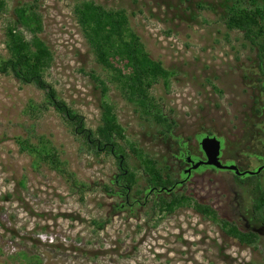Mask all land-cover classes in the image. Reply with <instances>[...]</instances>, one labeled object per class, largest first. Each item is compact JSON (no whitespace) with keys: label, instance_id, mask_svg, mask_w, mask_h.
<instances>
[{"label":"rangeland","instance_id":"1","mask_svg":"<svg viewBox=\"0 0 264 264\" xmlns=\"http://www.w3.org/2000/svg\"><path fill=\"white\" fill-rule=\"evenodd\" d=\"M82 1L123 10L149 57L173 73L167 88L159 82L150 90L157 110L175 123L171 137L163 135L150 114L123 99L110 72L96 64L73 14ZM229 4L5 0L0 57H7L5 28L13 10L36 6L43 23L39 37L52 55L45 81L92 132L101 123V102L113 106L125 135L119 144L135 176L130 196L140 199L147 176L131 146L156 161L163 177L171 180L181 170L173 157L175 140L198 158L199 141L212 135L222 144L224 165L255 171L264 163L263 79L254 49L240 32L225 27ZM91 74L107 85L105 98ZM20 141L46 145L56 154L59 172L21 152ZM119 174L117 161L90 152L46 104L43 92L0 75V264H264V230L253 219L248 180L239 184L228 172L200 168L177 191L212 207L241 231L258 233L255 245L242 246L191 208L166 216L153 213L154 198L130 215L114 214L122 199L105 191L114 190L112 182ZM253 182L264 189V171Z\"/></svg>","mask_w":264,"mask_h":264},{"label":"trees","instance_id":"2","mask_svg":"<svg viewBox=\"0 0 264 264\" xmlns=\"http://www.w3.org/2000/svg\"><path fill=\"white\" fill-rule=\"evenodd\" d=\"M227 1L230 4L225 12V27L229 31L240 32L243 39L254 49L263 79L261 89L264 91V0ZM5 12V0H0V14ZM73 14L96 64L110 72L111 83L119 87L123 99L139 106L144 114H150L153 121L163 129V135L171 137L175 123L157 110L150 97V90L159 82L167 88L173 73L149 57L139 37L130 31L125 12L106 10L92 1H82L74 7ZM42 31V16L36 6L21 5L13 10L11 21L5 28L7 57H0V75L12 76L21 85H30L43 92L46 104L66 121L75 136L83 139L90 152L114 158L120 174L112 182L114 190L106 189L105 192L111 196L124 197L127 190H132L135 186V176L128 170L125 152L119 144L125 140V135L117 121L113 106L106 100L101 102V123L95 132H92L85 128L81 116L58 100L55 90L44 79V73L51 67L52 55L39 37ZM90 78L98 84L102 98H105L108 92L107 85L92 74ZM175 143L177 146L175 157L180 161L179 167H182L187 150L185 144H181L179 140H175ZM18 144L21 152L48 162L54 171L59 172L60 164L56 154L46 145L38 147L28 141H20ZM130 152L136 154L143 166L147 176L146 191L154 189L163 191L164 194L165 190L173 187L174 180L169 176L163 177L156 161L143 156L132 146ZM228 173L236 183L249 181L253 219L264 230V189L257 182H253L256 176L242 179L232 172ZM163 194L154 197L151 207L153 213L166 216L182 208H191L204 219L219 226L227 237L242 246H253L259 239L258 233L252 230L241 231L236 225L221 219L212 207L200 204L187 195L178 192ZM122 205L126 206L125 203L120 206ZM120 206L114 208V214L121 210Z\"/></svg>","mask_w":264,"mask_h":264},{"label":"flooded vegetation","instance_id":"3","mask_svg":"<svg viewBox=\"0 0 264 264\" xmlns=\"http://www.w3.org/2000/svg\"><path fill=\"white\" fill-rule=\"evenodd\" d=\"M200 142V141H199ZM221 147H222V144H221ZM200 149V148H199ZM221 153H222V148H221ZM190 157V159L193 161V162H197V161H203L204 160V157H203V154H202V152L200 151V157H198V158H196V157H194V156H192L188 151H187V153H185V156H184V160H183V166L182 167H180V174L176 177V179H173L174 180V185H173V187L171 188V189H168V190H165L164 192V194L162 193L163 191H156V190H154V189H148L147 191L146 190H144V193H143V195H141V197L142 198H140V199H137V198H135V197H131L130 196V192H131V190H127V193L124 195V197H121V196H114V197H116L117 199H122V203H125L126 204V206L124 207L123 205L122 206H120L122 203H120L118 206H120V209L121 210H119L118 211V214L119 213H123V212H125V213H127V214H130V213H133L134 211H135V209L137 208V207H142V206H145L149 201H150V199H152V198H154V197H157V196H159V195H170V193L171 192H174V193H176L177 191L179 192V191H181V189H183V187L189 182V180L191 179V177L193 176V174L195 173V172H198V171H200V168L199 169H197V170H195V171H191V173L190 174H186V171L188 170V169H190V163H187V157ZM174 157V159L180 164V161L175 157V155L173 156ZM223 164V163H222ZM232 165H234V164H232ZM262 165H264V163L262 164ZM261 165V166H262ZM236 167H237V169H238V171L240 172V173H242V172H247V170H245L244 168H242L239 164H236L235 165ZM260 166V167H261ZM202 169H211V168H207V167H201V170ZM119 170V169H118ZM212 170H214V169H212ZM257 170V169H256ZM255 170V171H256ZM262 171H264V170H262ZM261 171V172H262ZM250 172H253V171H250ZM260 172V173H261ZM259 175V174H258ZM257 175V176H258ZM118 176V175H117ZM256 176V177H257ZM245 177H248V176H244V177H239V178H242V179H244ZM116 178V177H115ZM253 231V230H252Z\"/></svg>","mask_w":264,"mask_h":264},{"label":"water","instance_id":"4","mask_svg":"<svg viewBox=\"0 0 264 264\" xmlns=\"http://www.w3.org/2000/svg\"><path fill=\"white\" fill-rule=\"evenodd\" d=\"M200 151L203 154L204 160L193 162L190 157H187V163H190V169L186 171V174H190L191 171H195L201 167H207L220 172H232L237 177L244 176H257L262 170L264 165L259 167L256 171L242 172L240 173L235 165H224L221 162V142L214 136H205L199 142Z\"/></svg>","mask_w":264,"mask_h":264},{"label":"built area","instance_id":"5","mask_svg":"<svg viewBox=\"0 0 264 264\" xmlns=\"http://www.w3.org/2000/svg\"><path fill=\"white\" fill-rule=\"evenodd\" d=\"M46 238V240H47V237H45ZM48 242H52V238H48Z\"/></svg>","mask_w":264,"mask_h":264}]
</instances>
